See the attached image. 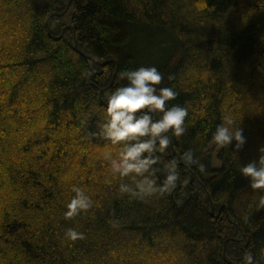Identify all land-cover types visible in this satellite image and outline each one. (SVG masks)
Returning <instances> with one entry per match:
<instances>
[{
  "label": "trees",
  "instance_id": "obj_1",
  "mask_svg": "<svg viewBox=\"0 0 264 264\" xmlns=\"http://www.w3.org/2000/svg\"><path fill=\"white\" fill-rule=\"evenodd\" d=\"M67 2L0 0V264H245L248 253L264 264V189L238 170L264 146V0H71L55 16ZM168 38L150 66L177 93L168 106L188 109L162 158L180 161V180L132 198L103 159L113 149L99 125L126 83L118 73ZM229 113L246 143L213 152ZM189 148L204 172L180 159ZM73 185L94 205L68 219ZM68 228L84 238L68 241Z\"/></svg>",
  "mask_w": 264,
  "mask_h": 264
},
{
  "label": "clouds",
  "instance_id": "obj_2",
  "mask_svg": "<svg viewBox=\"0 0 264 264\" xmlns=\"http://www.w3.org/2000/svg\"><path fill=\"white\" fill-rule=\"evenodd\" d=\"M84 75L90 76L92 71L86 70ZM118 75L126 83L107 96L104 120L99 125L100 135L113 149L105 151L103 159L109 165L112 177L122 181L118 186L120 193L139 199L171 193L180 180V161L172 158L162 163V158L171 143V136L179 138L186 132L188 109L180 105L168 106L167 102L174 100L177 93L170 87H157L163 76L156 66L125 69ZM240 122L237 123L230 113L225 114L212 132V141L221 148L235 141L233 148L241 149L246 137ZM259 152L257 160H250L238 169L241 175L249 178L252 189H264V146ZM180 159L188 167L196 165L200 172L205 171L194 149L185 150ZM159 164H162L161 168L155 167ZM161 171L162 180L157 175ZM125 178L130 182H123ZM70 193L65 218L77 217L93 207L94 200L85 187L73 185ZM258 207L264 208V198ZM64 235L68 241L84 238V233L76 228H68ZM243 259L245 264H258L251 253Z\"/></svg>",
  "mask_w": 264,
  "mask_h": 264
},
{
  "label": "rangeland",
  "instance_id": "obj_3",
  "mask_svg": "<svg viewBox=\"0 0 264 264\" xmlns=\"http://www.w3.org/2000/svg\"><path fill=\"white\" fill-rule=\"evenodd\" d=\"M68 1H69V0H68ZM70 1H71V0H70ZM67 3H68V2H67ZM70 3H71V2H70ZM66 5H67V4H66ZM73 9H74V8H71V6H70V4H69L68 7H67V9L64 11V13L66 12V13L70 14L71 12H73ZM64 13H63V14H64ZM63 14H62V15H63ZM55 16H57V15H55ZM63 17H64L63 21H64L66 24H68L69 21H70V18H69L68 16H66V15H64ZM62 33H63V32H62ZM62 33H61V34H62ZM166 41H167V42L165 43V42H162V41H156L155 39H153V42H152L151 45H153V43L155 42L154 45H153V46L155 47V50H154V51L151 50L150 54L148 53V52L150 51V48H144L142 58H143V63L145 64V66H150V65H152L154 59H157V58H159V57H163V56H164V53H166L167 50H168V46L165 45V44H168V43L171 44L169 38L166 39ZM143 47H144V46H143ZM138 50L141 51V49H138ZM148 55H149V56H148ZM218 148H219V146L216 145L214 142L211 143V145H210V149L213 150V152L217 151ZM214 154H215V153H214ZM211 165H212L213 167H217V166L219 165V161L217 160L216 156L213 157V162H212Z\"/></svg>",
  "mask_w": 264,
  "mask_h": 264
},
{
  "label": "water",
  "instance_id": "obj_4",
  "mask_svg": "<svg viewBox=\"0 0 264 264\" xmlns=\"http://www.w3.org/2000/svg\"><path fill=\"white\" fill-rule=\"evenodd\" d=\"M70 0L68 1V3H67V5H66V8H65V10L67 9V7H68V5L70 4ZM64 10V11H65ZM64 11H62V13H55L54 15H59V16H62V14L64 13ZM62 35H63V33L60 35V37H62ZM76 49V43H75V45H74V50ZM89 58H91V57H89ZM173 155H174V151H172V154H171V157H173ZM174 158V157H173ZM210 211H211V214L212 215H215L214 214V209H213V207H211V209H210ZM218 214H219V212H218Z\"/></svg>",
  "mask_w": 264,
  "mask_h": 264
}]
</instances>
